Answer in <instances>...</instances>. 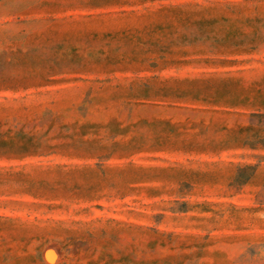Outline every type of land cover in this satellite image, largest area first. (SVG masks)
Segmentation results:
<instances>
[{"label": "rangeland", "instance_id": "rangeland-1", "mask_svg": "<svg viewBox=\"0 0 264 264\" xmlns=\"http://www.w3.org/2000/svg\"><path fill=\"white\" fill-rule=\"evenodd\" d=\"M0 264H264V0H0Z\"/></svg>", "mask_w": 264, "mask_h": 264}]
</instances>
